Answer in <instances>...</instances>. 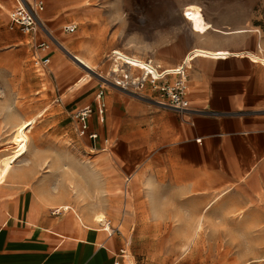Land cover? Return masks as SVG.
Here are the masks:
<instances>
[{
  "label": "rangeland",
  "instance_id": "rangeland-1",
  "mask_svg": "<svg viewBox=\"0 0 264 264\" xmlns=\"http://www.w3.org/2000/svg\"><path fill=\"white\" fill-rule=\"evenodd\" d=\"M173 1L151 0L148 20L138 0H94L101 11L95 25L76 24L73 31L64 28L75 22L52 12L46 24L53 37L75 35L66 51L42 32L10 28L13 0H0V157L12 149L16 124L33 119L28 151L16 165L33 174L34 191L53 210L80 228L100 230L103 239L112 233L124 264L264 263V100L178 110L163 104L149 82L141 91L116 84L125 74H141L115 62L116 48L163 68L182 64L193 35ZM40 41L49 47H37ZM184 83L188 96L186 69ZM83 107L92 108L87 132L74 118ZM190 113L207 119L202 145ZM155 152L162 154L158 165L151 162ZM96 170L98 178L89 173ZM97 214L102 223L94 221Z\"/></svg>",
  "mask_w": 264,
  "mask_h": 264
},
{
  "label": "crops",
  "instance_id": "crops-1",
  "mask_svg": "<svg viewBox=\"0 0 264 264\" xmlns=\"http://www.w3.org/2000/svg\"><path fill=\"white\" fill-rule=\"evenodd\" d=\"M48 1V7L43 1V13L38 15L39 24L33 35L42 32L49 40L53 35L47 27L46 19L52 12L61 14L64 20L75 22L68 23L65 31H73L76 24L92 27L101 13L99 7L91 4L94 0ZM138 1L139 10L149 20L151 0ZM173 4L181 16L188 5H201L207 20L216 28L203 36L191 33L193 42L190 50L197 47L231 53L224 58L193 57L192 66L186 68L189 104L219 110L220 107L234 109L262 103L264 66L248 57L246 52L258 55L263 53L264 0H256L250 5L247 0H175ZM118 7L116 5L113 9ZM72 26V30L67 29ZM50 52H46L42 58L48 57ZM241 53L244 54L239 55ZM190 115L197 123L194 126L195 141L202 145V133L206 130L207 119L196 113ZM155 153L160 154L162 161L161 152ZM14 166L0 183V264H124L122 252L117 249L114 239L111 245L113 251L103 244L112 233H107L103 239L98 233L100 230L86 228L84 225L86 229L80 228L71 215L62 213L60 209L53 210L34 191L33 185L38 182L33 174L23 173V168ZM108 229L104 227L102 230Z\"/></svg>",
  "mask_w": 264,
  "mask_h": 264
},
{
  "label": "bare ground",
  "instance_id": "bare-ground-1",
  "mask_svg": "<svg viewBox=\"0 0 264 264\" xmlns=\"http://www.w3.org/2000/svg\"><path fill=\"white\" fill-rule=\"evenodd\" d=\"M42 1V0H41ZM44 3L46 4V6H50L49 1L48 0H43ZM42 1V2H43ZM4 7V6H1ZM43 13V10L40 12V14ZM45 13V12H44ZM183 19L185 21V23H187L190 32L194 35V36H203L206 33H208L209 30L211 29H216L214 25H212L206 18L205 16V11L204 9L201 7V5H188L184 11H183ZM74 36H65V35H61L59 37H55L54 39L57 41V44L61 47H63V49H65L66 51H68V48H70L71 46H73L74 44H76L75 40H74ZM113 51H115V55H117L120 58L115 59V62L120 63L121 59H124L126 62L125 66L127 68H136L138 70V68L136 66H142L143 65V60L136 56V55H128L126 53H124L122 50L120 49H113ZM231 53L229 51H223V52H215V51H209V50H205V49H201V48H197L194 47L193 49H191L189 52H187V54L185 55L184 59H183V70H184V74H185V69L188 67L190 68L192 66V59L195 56H212V57H227L228 55H230ZM244 53H241L239 55H242ZM246 55L248 57H250L252 60L254 61H259L262 63V65L264 66V56L262 55H258L256 53L253 52H246ZM74 58L81 64H83L85 67L89 68V69H94L91 61L83 58L80 55H75ZM120 59V60H119ZM123 62V61H122ZM127 63V64H126ZM129 63V64H128ZM182 65H179V67H172V68H167V70L169 72H173L176 73L177 69H182ZM116 66V65H115ZM118 71H121L120 68H114L112 69L113 73H116ZM181 71V70H180ZM33 124H34V120L33 119H24L21 120L18 124H16L15 129L13 131V135L11 137L12 140V149L9 153L3 155L0 157V183L5 179V177L7 176V174L9 173V171L12 169V167L19 163L20 161H22L24 159V156L26 155L27 151H28V143H29V137H28V133L31 131V129L33 128ZM152 164L153 165H158L161 163V156L159 153H155L152 158H151ZM92 172V173H91ZM131 172V168L128 167V173ZM89 173L92 174L93 177H100V173L96 170V172L94 171H90ZM124 196L126 198H128V192L125 189L124 190ZM63 210L65 211H70L72 212L71 214H75L76 217L80 220L81 224L84 225V221H81L79 215L75 212V210L70 207V206H62ZM71 209V210H70ZM125 214L129 213L130 210L128 209V207H125ZM94 221L97 223H102L103 220V216L102 215H96L94 218ZM106 224V222L104 223V225ZM85 226V225H84ZM86 227V226H85ZM106 229L109 228L105 227ZM108 231H110L108 229ZM113 243V238L112 237H108L106 238L105 242H103V244H106V247L112 250V245ZM127 264H134V262H128Z\"/></svg>",
  "mask_w": 264,
  "mask_h": 264
},
{
  "label": "built area",
  "instance_id": "built-area-1",
  "mask_svg": "<svg viewBox=\"0 0 264 264\" xmlns=\"http://www.w3.org/2000/svg\"><path fill=\"white\" fill-rule=\"evenodd\" d=\"M44 4L41 0H13V8L10 14V28H18L21 32L25 34H33L36 32V29L39 24V13L43 10ZM68 30H72V27H68ZM37 47H40L42 50L47 49L49 46L46 41H41L38 43ZM112 55L116 59L120 58L115 55V51L112 50ZM120 60V59H119ZM143 65L136 66L141 72L139 76L124 75V78L116 81V84L125 87L127 85H132L136 90L141 91L145 88V84L149 82L154 89H156L162 98H165L166 101L162 103L169 105L175 109L183 110L188 107V98H187V86L184 83L185 74L182 69H177L176 73L169 72L167 68L161 67L160 64L153 62L151 59H142ZM43 63L49 61L48 57L42 58ZM123 61V62H122ZM126 62L124 59H121L120 64L125 65ZM127 64V63H126ZM129 64V63H128ZM179 67V66H176ZM125 69H122L124 71ZM181 70V71H180ZM169 75H179V80L176 79L174 82H168L167 77ZM103 94L102 91L98 93V97H101ZM103 106L100 104L98 118L100 121L104 120L103 116ZM92 114L91 107H83L75 111L74 118L78 124L79 129L84 132H87L89 129V118ZM90 137L95 138L96 133H90ZM122 252V250H121Z\"/></svg>",
  "mask_w": 264,
  "mask_h": 264
}]
</instances>
